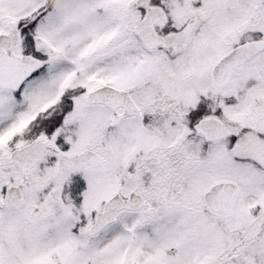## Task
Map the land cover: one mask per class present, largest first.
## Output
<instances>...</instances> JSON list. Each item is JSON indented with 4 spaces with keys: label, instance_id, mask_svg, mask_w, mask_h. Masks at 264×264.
<instances>
[{
    "label": "snow or ice",
    "instance_id": "snow-or-ice-1",
    "mask_svg": "<svg viewBox=\"0 0 264 264\" xmlns=\"http://www.w3.org/2000/svg\"><path fill=\"white\" fill-rule=\"evenodd\" d=\"M0 264H264V0H0Z\"/></svg>",
    "mask_w": 264,
    "mask_h": 264
}]
</instances>
